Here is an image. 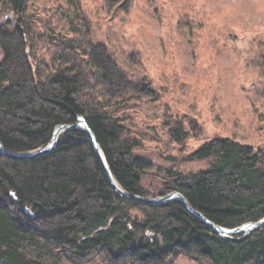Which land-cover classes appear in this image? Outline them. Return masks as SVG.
Masks as SVG:
<instances>
[{"label": "trees", "instance_id": "16d2710c", "mask_svg": "<svg viewBox=\"0 0 264 264\" xmlns=\"http://www.w3.org/2000/svg\"><path fill=\"white\" fill-rule=\"evenodd\" d=\"M67 1L69 8L54 0H0V16L9 10L16 17L0 25V140L9 151L37 150L56 126L83 115L121 187L148 196L142 177L153 164L135 153L141 143L125 123L132 103L158 100L157 91L91 38L80 0ZM167 122L171 138L188 139L184 123ZM188 158L209 160V167L169 169L161 194L179 191L194 209L229 228L264 217L262 151L214 138ZM180 256L264 264V226L240 240L221 238L180 201L121 198L80 130L61 135L44 156L0 153V264H173Z\"/></svg>", "mask_w": 264, "mask_h": 264}, {"label": "rangeland", "instance_id": "374dc122", "mask_svg": "<svg viewBox=\"0 0 264 264\" xmlns=\"http://www.w3.org/2000/svg\"><path fill=\"white\" fill-rule=\"evenodd\" d=\"M54 1L69 8L67 0ZM124 1L80 4L91 38L131 77H147L157 91L158 100L133 102L125 123L141 143L135 153L153 164L142 177L148 196L162 193L171 168L207 169L209 160L188 157L214 138H232L264 155V0ZM15 18L3 11L0 25ZM167 121L184 123L188 139L171 138ZM173 264L210 263L180 256Z\"/></svg>", "mask_w": 264, "mask_h": 264}, {"label": "water", "instance_id": "95a60500", "mask_svg": "<svg viewBox=\"0 0 264 264\" xmlns=\"http://www.w3.org/2000/svg\"><path fill=\"white\" fill-rule=\"evenodd\" d=\"M71 130H80L86 134V138L90 141L95 154L97 155L100 164L104 170L106 178L111 185V187L118 193L121 198H128L132 199L141 203L151 204V205H163L167 204L172 201H180L185 208L194 216H196L202 223H204L209 229L213 230L219 237L221 238H228L232 240H240L243 238L248 237L254 231L260 229L264 226V217L257 221H251L243 223L237 227L229 228L223 225L217 224L216 222L207 218L203 213L194 209L187 201L185 196L179 191H170L165 194H161L158 196H146L135 194L126 191L121 187V185L115 179L107 157L103 148L101 147L100 143L97 140L95 133L93 132L92 128L88 124L86 118L83 115H78L74 123L68 124H60L55 127L52 137L50 141L42 148L33 151L27 152H13L7 150L1 140H0V153L5 156L15 158V159H23V158H37L40 156L47 155L51 153L58 145L59 138L64 133L71 131ZM239 235V236H238Z\"/></svg>", "mask_w": 264, "mask_h": 264}]
</instances>
